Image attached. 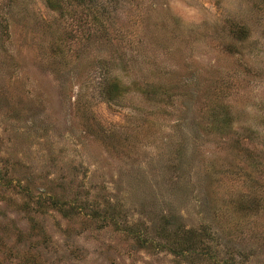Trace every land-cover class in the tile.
Here are the masks:
<instances>
[{
  "label": "rangeland",
  "instance_id": "374dc122",
  "mask_svg": "<svg viewBox=\"0 0 264 264\" xmlns=\"http://www.w3.org/2000/svg\"><path fill=\"white\" fill-rule=\"evenodd\" d=\"M98 1L0 0V264H176L165 217L264 264V0Z\"/></svg>",
  "mask_w": 264,
  "mask_h": 264
},
{
  "label": "trees",
  "instance_id": "16d2710c",
  "mask_svg": "<svg viewBox=\"0 0 264 264\" xmlns=\"http://www.w3.org/2000/svg\"><path fill=\"white\" fill-rule=\"evenodd\" d=\"M47 5L50 8L58 11L61 14H69L76 21V27L83 30V26L85 25L82 22L83 19H87L90 17V20L96 24L103 25L108 24V16L104 15L107 13L106 7L102 5V3L98 0H45ZM110 3L112 2L109 1ZM75 9H78L75 12ZM79 17V18H77ZM82 17V18H80ZM243 24L238 25L236 27V35L237 38L242 35ZM53 53L59 52L62 53L61 46L58 44L51 46ZM105 83H102L101 87L108 98V100H112L114 98H118L123 91V84L120 81L119 77L113 75L111 77L107 76L104 78ZM154 89L145 90L146 95L148 94V98L153 101L156 100H164L168 101L169 96L168 93H163L162 95H158V93H162L160 90L158 92L153 91ZM164 95V96H163ZM213 113V125L216 130H223L226 128V124L229 118L223 116L219 119V115L217 113ZM243 202H238V208H244ZM259 205V204H258ZM172 217H165L157 224L154 228L155 236L157 239H153L152 237H147V232L144 230H138V225H133V227H128L127 232L132 235L134 240L142 243V247H147L145 243L152 245L153 247L156 245L158 247H162L161 249L166 250L168 253H171L174 257H178L176 264H203V262L210 261V263L214 264H247L245 255L242 256L241 259H237L232 255H228L224 258H221V261L218 262L217 258L219 257V250L215 248L217 243L213 245L210 240L213 238V234L206 227L200 229L196 228H188L185 229L176 224V227H171L173 224ZM145 235V236H144Z\"/></svg>",
  "mask_w": 264,
  "mask_h": 264
}]
</instances>
